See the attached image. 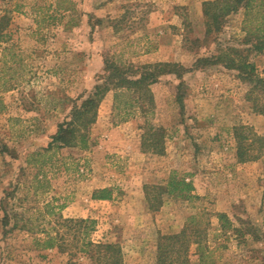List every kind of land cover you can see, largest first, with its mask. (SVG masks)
Returning a JSON list of instances; mask_svg holds the SVG:
<instances>
[{
	"label": "rangeland",
	"instance_id": "374dc122",
	"mask_svg": "<svg viewBox=\"0 0 264 264\" xmlns=\"http://www.w3.org/2000/svg\"><path fill=\"white\" fill-rule=\"evenodd\" d=\"M206 1L0 0V264H105L65 219H93L90 240L118 244L122 264H158L160 237L183 231L202 233L193 264H264V151L240 163L234 135L264 138L249 101L264 105V91L250 96L227 60L264 79V19L241 8L208 35ZM111 63L157 66L151 112L116 110L110 91L86 147L47 150ZM147 123L165 130L162 154L142 146ZM172 176L193 183L192 199L161 191ZM104 188L109 202L93 200ZM47 233L57 246L42 249Z\"/></svg>",
	"mask_w": 264,
	"mask_h": 264
},
{
	"label": "trees",
	"instance_id": "16d2710c",
	"mask_svg": "<svg viewBox=\"0 0 264 264\" xmlns=\"http://www.w3.org/2000/svg\"><path fill=\"white\" fill-rule=\"evenodd\" d=\"M241 8L245 9V16L259 21L264 19V0H211L203 3V12L206 19L207 34L221 30L225 19L238 12ZM68 11L70 9H63ZM3 19H5L3 17ZM260 22V21H259ZM3 22L0 23V32L4 30ZM255 31L260 32L259 26ZM261 38V37H260ZM264 40V38H262ZM259 43L255 49H261ZM228 66L237 68L241 73L248 77V81L253 84L250 96L256 90L264 91V79L255 75V67L244 59L238 65H235L234 59L227 57ZM161 64H159L160 66ZM157 68V66H155ZM161 67H177L176 64L165 63ZM151 67V65H143L134 68L132 65L120 67L114 63L107 64L105 74L101 77L102 83L97 84L91 95L85 99L80 106H76L68 121H64L58 127V132L53 136L47 150L65 147H86L89 140V130L97 121L98 109L100 103L110 91L114 92V107L116 110H130L139 108L143 112H151L150 109L154 105L151 85L159 82V75ZM171 72V71H169ZM178 78L182 77L180 71H175ZM178 100L182 103L181 97ZM249 101L254 103L253 109L256 113L264 115V105H260L256 99L249 97ZM125 111L123 121L129 118V114ZM234 135L237 140V158L240 163H245L257 159L252 151L256 150L254 146H258V152L264 151V138L257 135L252 128L246 126H237L234 128ZM165 130L161 127H154L146 124V133L143 135L142 146L146 150H152L154 153L162 154L164 151ZM143 148V149H144ZM161 191L172 197L193 198L195 191L194 185L190 181H186L184 177L172 176L166 187H160ZM112 198L111 189L97 190L92 194L93 200H110ZM7 216H5L6 218ZM223 218V215L219 216ZM7 219V218H6ZM63 225L78 227L81 247L88 252L94 251L99 260H105V264H122V251L118 244L114 243H93L90 240L91 232L94 231L95 221L93 219H65ZM196 240L190 239L183 231L180 235L171 237L163 235L160 237L158 245L157 263L158 264H193L189 257V248L192 244H201L202 233L196 231ZM173 243H169L172 241ZM177 239V241H176ZM57 237L47 233L44 239H38L39 247L42 249H50L57 246ZM168 241V243H166ZM178 247L176 248V245ZM81 251V250H80ZM97 259V260H98Z\"/></svg>",
	"mask_w": 264,
	"mask_h": 264
},
{
	"label": "crops",
	"instance_id": "0c3cea01",
	"mask_svg": "<svg viewBox=\"0 0 264 264\" xmlns=\"http://www.w3.org/2000/svg\"><path fill=\"white\" fill-rule=\"evenodd\" d=\"M100 203H106V202H109L108 200H100L99 201Z\"/></svg>",
	"mask_w": 264,
	"mask_h": 264
}]
</instances>
